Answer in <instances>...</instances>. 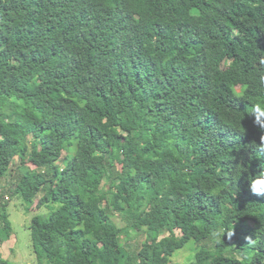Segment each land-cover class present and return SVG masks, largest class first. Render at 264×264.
<instances>
[{
  "label": "trees",
  "instance_id": "1",
  "mask_svg": "<svg viewBox=\"0 0 264 264\" xmlns=\"http://www.w3.org/2000/svg\"><path fill=\"white\" fill-rule=\"evenodd\" d=\"M261 60L264 0H0V242L8 193L38 264H264Z\"/></svg>",
  "mask_w": 264,
  "mask_h": 264
},
{
  "label": "rangeland",
  "instance_id": "2",
  "mask_svg": "<svg viewBox=\"0 0 264 264\" xmlns=\"http://www.w3.org/2000/svg\"><path fill=\"white\" fill-rule=\"evenodd\" d=\"M232 63L231 60L223 62L222 67L226 68ZM237 92H240L241 87L237 86ZM32 135H26L23 138V142H30ZM21 162L20 157H15L14 162L9 165L4 177L0 180V186L9 188L13 185L15 179L14 170L17 164ZM58 165H62L58 162ZM29 166L33 167L31 164ZM120 165L117 163L116 167ZM104 189L109 188V183L103 184ZM7 192V191H4ZM3 201L5 202V211L8 213V217L11 224V235L7 238H2L0 242V255L6 259L9 264H38L31 246L29 223L30 219L36 214H45L46 208L33 209L25 201L18 196L10 197L8 193H5ZM40 194H38L39 196ZM9 196V197H8ZM112 220L114 227L125 226L128 229V235L123 234L122 242L126 250L130 254H134L140 247L141 242L144 240L145 234L142 231H134L131 229V223L119 214H112ZM177 234H180L176 231ZM196 247L192 241H189L182 249L177 250L171 257L169 264H185L189 257L192 255L194 248Z\"/></svg>",
  "mask_w": 264,
  "mask_h": 264
},
{
  "label": "clouds",
  "instance_id": "3",
  "mask_svg": "<svg viewBox=\"0 0 264 264\" xmlns=\"http://www.w3.org/2000/svg\"><path fill=\"white\" fill-rule=\"evenodd\" d=\"M261 64H264V60H261ZM261 81L264 82V77H261ZM253 114L255 115L254 123L258 124L259 127L264 130V122L261 121V117H264V104L255 103L252 108ZM264 144V141H261ZM264 175V173H261ZM250 192L254 196L264 197V179L253 180L250 184ZM228 236L233 235L231 231L227 233ZM251 243V241H250Z\"/></svg>",
  "mask_w": 264,
  "mask_h": 264
}]
</instances>
